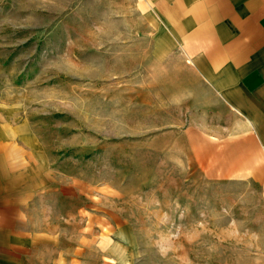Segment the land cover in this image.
I'll list each match as a JSON object with an SVG mask.
<instances>
[{"label": "rangeland", "instance_id": "obj_1", "mask_svg": "<svg viewBox=\"0 0 264 264\" xmlns=\"http://www.w3.org/2000/svg\"><path fill=\"white\" fill-rule=\"evenodd\" d=\"M124 2L0 0V112L33 135L53 184L83 187L67 189V214L93 208L138 264H264L259 194L197 168Z\"/></svg>", "mask_w": 264, "mask_h": 264}, {"label": "crops", "instance_id": "obj_2", "mask_svg": "<svg viewBox=\"0 0 264 264\" xmlns=\"http://www.w3.org/2000/svg\"><path fill=\"white\" fill-rule=\"evenodd\" d=\"M122 7L127 37L153 71L156 101L187 120L197 168L259 194L264 206V0H125ZM34 140L0 112V264H138L131 241L119 240L93 208L67 214V189L83 187L53 184Z\"/></svg>", "mask_w": 264, "mask_h": 264}]
</instances>
